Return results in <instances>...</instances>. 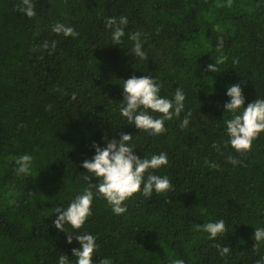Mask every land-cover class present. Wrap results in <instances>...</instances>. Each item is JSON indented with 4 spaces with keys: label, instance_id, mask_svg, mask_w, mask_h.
Returning a JSON list of instances; mask_svg holds the SVG:
<instances>
[{
    "label": "trees",
    "instance_id": "obj_1",
    "mask_svg": "<svg viewBox=\"0 0 264 264\" xmlns=\"http://www.w3.org/2000/svg\"><path fill=\"white\" fill-rule=\"evenodd\" d=\"M217 3L36 0L37 15L29 19L18 11L21 0H0V264H57L59 255L71 256L78 244H68L67 234L54 227L52 208L67 206L88 186L80 164L93 156V141L103 146L104 137L118 139L121 132L133 135L141 158L167 153L168 165L155 174L167 175L172 190L151 198L137 193L120 216L94 199L80 230L97 237L94 264L106 257L113 264H256L264 257V242L254 248L252 238L254 227L264 228V133L243 154L221 143L227 140L226 88L239 83L245 107L264 98V0H233L231 8ZM121 15L129 24L121 45H113L104 21ZM56 22L78 35L53 33ZM136 31L143 34L147 60L132 55L127 34ZM218 38L222 53L215 50ZM220 55L225 60L218 72L206 71ZM133 75L156 77L169 98L183 88L185 112H192L188 127L179 126L185 113L166 121L159 136L126 124L120 84ZM210 85L215 94L206 96ZM23 153L34 157L32 177L12 170L8 158ZM229 156L241 163L233 166ZM205 159L218 167L209 168ZM9 190L16 192L11 206ZM219 219L228 230L223 238L209 240L195 229ZM217 243L231 252L221 257Z\"/></svg>",
    "mask_w": 264,
    "mask_h": 264
},
{
    "label": "clouds",
    "instance_id": "obj_2",
    "mask_svg": "<svg viewBox=\"0 0 264 264\" xmlns=\"http://www.w3.org/2000/svg\"><path fill=\"white\" fill-rule=\"evenodd\" d=\"M36 0H21L18 11L31 19L37 15L35 9ZM233 0H218L217 7L231 8ZM105 27L110 31V38L113 45H121L125 37V29L129 24L127 16L121 15L118 19L115 16L105 18ZM221 29L217 26V31ZM51 31L55 34H62L64 37L75 39L78 35L76 30L64 23L56 22ZM128 39L133 42L131 52L134 57L140 60H147L148 54L144 50L145 40L139 31L128 33ZM223 39L218 38L215 50L218 53L223 51ZM45 49L50 46L47 42L43 45ZM55 48V42L51 45ZM225 57L220 55L214 63L206 65V71L216 73L217 64L223 63ZM122 99L119 106V114L128 125H134L140 132L150 136H159L166 132L165 122L173 118L179 119L181 113H185L180 120V128L185 129L190 123L191 110L185 112L186 95L181 87H177L171 98L161 95L164 84L151 75L131 76L122 79ZM213 85V84H212ZM210 85L209 87L211 88ZM215 89L206 92V96L214 95ZM228 97L223 104V123L225 125L226 141L221 143L225 148L231 147L235 152L243 154L251 150L253 141L261 133H264V98L257 97L245 107L246 97L239 83L229 85L224 93ZM51 106L49 105V108ZM159 114L154 115V114ZM225 113L230 118H224ZM133 135L121 132L119 138L109 140L104 137V145L101 146L95 141L92 143L94 154L90 159H84L80 167L87 175L84 177L88 186L76 194L67 204L62 207L52 208L55 214L53 225L56 229L67 234L66 242L73 243V239L78 247L72 249L71 256L63 253L57 257V264H94V253L98 251L97 237L90 232L80 231L87 219L92 216V205L94 199H103L114 215L120 216L127 212L128 206L125 201L139 194L144 198H151L153 193L157 196L168 193L172 190V184L167 175L155 174V170L167 166L169 161L167 153L161 151L159 154H152L143 158L138 156L133 150L136 147L130 143ZM212 147L220 151V145L213 142ZM13 164V172L16 177H32L34 157L29 153L14 155L8 158ZM228 162L233 166L241 163L232 156L228 157ZM204 163L211 169L218 167L214 162L205 159ZM91 178H96V182H90ZM16 192L9 190L5 198L11 206L16 203ZM51 214V215H52ZM73 230L71 234L66 232V227ZM195 229L207 233L209 240L223 238L226 229L225 221L208 220L202 224L196 223ZM252 238L255 241L254 248L264 242V228L254 227ZM217 253L223 257L231 251L223 243L215 245ZM70 257L74 259H70ZM101 264H113L111 258H104ZM173 264H185L183 259H176ZM256 264H264V257H260Z\"/></svg>",
    "mask_w": 264,
    "mask_h": 264
}]
</instances>
